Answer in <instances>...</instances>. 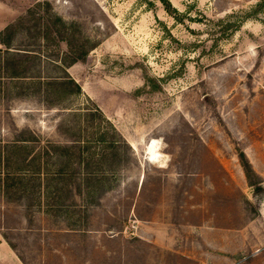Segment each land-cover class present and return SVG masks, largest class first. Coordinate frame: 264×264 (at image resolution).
<instances>
[{
  "label": "rangeland",
  "instance_id": "obj_1",
  "mask_svg": "<svg viewBox=\"0 0 264 264\" xmlns=\"http://www.w3.org/2000/svg\"><path fill=\"white\" fill-rule=\"evenodd\" d=\"M11 25L0 264H264V0H0Z\"/></svg>",
  "mask_w": 264,
  "mask_h": 264
},
{
  "label": "trees",
  "instance_id": "obj_2",
  "mask_svg": "<svg viewBox=\"0 0 264 264\" xmlns=\"http://www.w3.org/2000/svg\"><path fill=\"white\" fill-rule=\"evenodd\" d=\"M164 2H166L165 7L168 10V12L172 13L173 11H175L174 9H171L172 6L170 5L169 2H167V1H164ZM172 14H175V13H172ZM53 26H54V29H52V27H51L52 30H50L49 27L47 28L48 33L52 34L54 39L56 38V39H58V41L66 42V44L68 46H70V48L73 50V51H71L73 53V55H70V57H68L70 59L68 65L72 66L77 61L84 60L87 57V54L89 52V48H87V42L84 41L83 39L76 38L72 34L69 35L71 32L68 33L69 29H67L66 25L62 22V20L60 18H54L53 19ZM3 32H4L3 35L5 36L7 34V36L5 39L0 41V45H1L0 54L2 52V49L5 50L6 52L10 53V49H12L13 37L15 34V26L14 25L8 26L5 29V31H3ZM73 33H75V32L73 31ZM17 54H19V53H17ZM25 72L26 71H24V73ZM13 76L17 77L18 75H17V73H13ZM58 82L59 81H54L53 86H55V87H57V86L66 87L67 85H69V86L72 85L74 87V89H72V90L69 89V91H68L69 94H71L73 92L81 93V86L78 85L77 83H75V81L72 79H68V83H65V82L64 83H58ZM101 141L105 144L110 143L112 145H115V143H116V141H108L107 137L105 135L101 137ZM27 142H30V139H28L27 137H25V138L20 137L17 140V144H19V145L25 144ZM73 146L74 147L64 148V151L66 153H68V155L70 156V159L72 157V153L69 150L70 148L77 151L80 154V157L77 158L78 164L76 163V165L74 167L72 166L71 170L69 171L70 172L69 175L71 177L75 178L82 171L81 166H83V163L85 161L84 150H86L87 147H81V145L79 143H76ZM81 150H82V152H81ZM240 158H241L242 162H245V165L243 167L245 168L247 175L250 176V174L252 173V169H251L250 165L248 164L246 157L243 154H241ZM89 166H90V163L88 162L86 164V168H88ZM89 180H90V176H88L87 181H89ZM254 187H255V194L256 195H260L261 193H264V187H262L261 185L256 183L254 185Z\"/></svg>",
  "mask_w": 264,
  "mask_h": 264
},
{
  "label": "bare ground",
  "instance_id": "obj_3",
  "mask_svg": "<svg viewBox=\"0 0 264 264\" xmlns=\"http://www.w3.org/2000/svg\"><path fill=\"white\" fill-rule=\"evenodd\" d=\"M157 150L158 148L154 144L149 148V157L151 161H155L159 158Z\"/></svg>",
  "mask_w": 264,
  "mask_h": 264
},
{
  "label": "crops",
  "instance_id": "obj_4",
  "mask_svg": "<svg viewBox=\"0 0 264 264\" xmlns=\"http://www.w3.org/2000/svg\"><path fill=\"white\" fill-rule=\"evenodd\" d=\"M6 29V28H5Z\"/></svg>",
  "mask_w": 264,
  "mask_h": 264
}]
</instances>
